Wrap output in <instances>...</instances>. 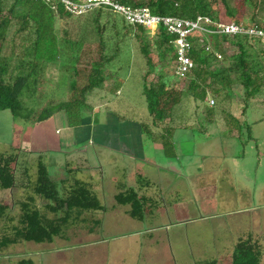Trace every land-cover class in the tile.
Returning a JSON list of instances; mask_svg holds the SVG:
<instances>
[{"label":"trees","instance_id":"obj_1","mask_svg":"<svg viewBox=\"0 0 264 264\" xmlns=\"http://www.w3.org/2000/svg\"><path fill=\"white\" fill-rule=\"evenodd\" d=\"M69 1L80 3L81 0ZM115 1L132 8L146 6L152 14L160 16L191 20L202 16L208 17L213 23L218 20L217 11L213 8V3L218 0ZM219 1L230 17L237 14V6L247 11L262 7V0H241L239 3L237 0ZM90 8L91 6L83 12L74 13L66 9L62 0H0V111L9 110L14 117H23L37 123L62 111L70 126L78 125L83 112L89 107L87 98L90 94L96 89L107 88L108 92L115 95L122 88L123 79L106 73V67L117 59L122 46L126 44L137 47L145 59L146 71L142 77L141 94L147 106V121H139L148 136L154 133L153 124L162 123L172 116L175 106L184 96L197 102H207L208 94H212L222 100L233 94V85L239 84L244 109L251 98H264V35L213 32L190 37L188 56L193 61V67L183 77L184 86L177 89L173 87L171 78H183L174 73L175 35L166 32L159 25L150 38L145 27L127 22L112 7L99 5L92 12L93 15ZM63 19H72L74 26L71 30L63 26L62 33H59L62 25L60 21ZM250 21L251 25L264 29L255 13L250 15ZM205 26L212 28L211 23ZM228 40L236 47L231 53L223 45ZM247 47L254 51L255 56L251 55ZM151 50L158 54L156 64L152 62ZM54 61L76 63L75 68L70 71L68 65L60 66L69 74V96L65 100L47 101L46 105L34 113L23 110L24 98L41 90L40 85L44 80L38 74L39 66ZM80 61H90L87 72L82 73L77 67ZM166 68H169L170 74L165 71ZM81 74L85 75L86 81L80 85L78 79ZM149 74H153L155 80L152 78L154 81L151 80L147 86L144 81ZM110 79L113 84L107 87L105 82ZM206 108L213 111L212 105L208 103ZM245 126L247 131L243 143L252 136L251 125L246 123ZM229 129L232 130L233 127L230 126ZM20 150L15 148L12 153H0V190L11 189L23 182L19 178L21 175H18V171L23 168L17 166ZM27 170L28 167L23 175ZM35 172V180L30 178L25 183L24 194L17 201V210L11 211L7 205L0 203V251L22 241L40 243L52 242L55 237L64 239L63 232H67L71 226L74 213L80 215L85 210L102 207L95 194L80 181L65 188V193L60 195L42 157L38 158ZM116 200L130 203L131 215L138 216L141 213V201L134 191L120 193ZM40 203H46L48 209L40 208ZM49 212L61 215L49 217ZM263 256L264 234L245 232L231 246L230 264H261ZM18 264H32V261L21 258ZM201 264H217V261L213 259Z\"/></svg>","mask_w":264,"mask_h":264},{"label":"rangeland","instance_id":"obj_2","mask_svg":"<svg viewBox=\"0 0 264 264\" xmlns=\"http://www.w3.org/2000/svg\"><path fill=\"white\" fill-rule=\"evenodd\" d=\"M240 1L241 0H237V3ZM96 7V5L92 6L90 12L92 13L95 11ZM213 8L217 11L218 20L216 23H211V31L216 30L218 27L221 28L222 26L233 25L235 22L250 26L252 24L250 21V15L252 13H255L260 24L264 25V0H262V7L253 8L248 11L243 7L237 6V14L235 17H230L226 13L219 0L213 3ZM91 15H93V13ZM60 22L62 25L59 27V33H62L63 26L70 28L69 30L74 26V21L72 19H63ZM145 28L147 36L150 38L156 33V29L153 26ZM204 33L208 35L210 32L199 29L192 33V37L195 35H203ZM71 35H73L72 31ZM199 41L202 40L200 39ZM223 45L228 49L229 53L236 50V47L231 44L229 40L224 42ZM247 49L251 55L255 56L252 49L249 47H247ZM150 56L153 63H158V54L155 50H151ZM89 62L90 61H80L78 63L77 67L82 73L89 70ZM167 62L171 64L169 61ZM62 64L68 65L67 68L69 71L73 70L76 66L75 61H54L39 66L38 74L41 75V78L44 80L42 85H40L41 90H37L34 95L24 98L22 102L24 107L23 110L34 113L42 106L46 105L47 101L65 100L69 96L70 92L68 91L67 83L69 74L60 67ZM145 71V59L142 58L137 47L133 44L130 46L128 44L123 45L121 54L117 59L107 64L106 67V73H111L112 76H119L123 79L122 92L112 97L110 92L107 91V88L96 89L88 96L87 101L90 105L97 106L103 103L105 99L107 100L112 97L109 102V108H111L119 118L124 120L135 119L138 121H147V106L144 96L141 94V87L143 85L142 77ZM165 71L169 74L171 73L169 68H166ZM38 74L37 77L39 78ZM154 77L153 74H149L144 81L145 84L148 86L152 78L155 80ZM78 80L80 85L83 84L86 81L85 75L81 74ZM171 82L173 83V87L180 89L184 86L185 79H177L173 76ZM105 84L109 87L113 84L112 79L105 82ZM232 90L233 94L229 98H224L222 100H219L220 98L218 99L212 94H208L207 102H197L189 96H184L182 101L175 106L176 110L183 109L179 112H175L176 115L173 117L176 123H187L190 125L187 131L178 129L174 136L178 141L176 153L180 157L185 155L188 150L192 149L194 153L205 156L220 153L221 151L217 147H214V141H216L214 138L222 134L220 139L222 143L220 142V144H223V149H227L225 152L245 153L249 157L251 164V158L255 157V153L260 152L261 145L258 143L257 147L255 144H252V141L243 143L246 139L245 125L246 122L264 116V98L263 96H256L248 100L246 112L241 115V111L244 107L242 88L239 84H235ZM41 92H44V94ZM209 99L214 100V104L212 105L214 114L211 115L213 121H210V116L206 119L201 115L202 113L199 114L191 111L193 107L201 109L206 107V103L209 104ZM201 109L197 111H201ZM93 113L94 115H92L91 119L94 126L89 132V138L103 140L111 135V132L108 131L109 125L115 123L117 118L113 116V114L108 117L106 110L101 106ZM54 116H52L53 119H49L45 124H42L19 116L14 117L9 110L0 111V153H12L15 148L22 149L20 147L22 146V141L32 144L36 143V141L39 142L41 136H39V131L35 128L44 127L46 124H48L47 129L49 131L45 133H49L53 137L65 138L69 130L66 127L65 121L61 119L63 113H57ZM113 125H111V127H113ZM56 126L60 128V134L58 135H54V132H51V129L53 128V131ZM230 126H232L234 130H229ZM197 127L202 129L205 128L210 133L204 134V132L198 130ZM235 129H237V134L240 135V138L233 137L235 136L233 133ZM78 131H80V129H78ZM252 131L253 134L259 138L258 142L263 140L264 122L254 124L252 126ZM83 132L84 130L82 133ZM82 133H79L80 136ZM209 134L211 135L208 136ZM146 136L145 134L144 137ZM181 143L182 147L180 148L179 145H181ZM47 146L49 147L50 145ZM22 152L23 151H21V154ZM146 153L150 154V151L147 150ZM42 160L46 164L48 173L52 177L51 179H53V182H55L59 194L63 195L65 193L63 189L65 184L60 187L61 181L59 180V175L61 172L59 171L61 167L60 162L64 160V155L59 154L53 156L52 152H49V154L43 153ZM262 163L264 165V157L261 159V164ZM30 164L33 165L31 162ZM242 165L243 167H241V169L245 172L248 164L245 163ZM262 174V168L259 167L257 178H260ZM6 194H8L6 190H0V203L9 199V196ZM236 204V209H230L235 211L225 214L220 219H198V217L197 219H193L195 218L193 216H199L197 215L198 212L196 213L195 209H191V206L182 204L180 207H183L175 211V217L172 219L174 225L168 226L167 232L163 229L157 230L150 240L145 236L143 239L142 235L123 239V234L128 232V230L134 227L145 229V227L141 226V224H138L140 226H136L133 223L114 222V219L106 218L103 220L104 224L102 227L93 235V238H98V242L94 245L95 251H98L95 255L93 252H90L91 250L88 249V247L84 248V245H78L80 243H74L76 241H72L74 237L70 232L73 227L70 225L75 223L73 220L69 225L71 228L69 227L67 229L69 231L63 232V234H65L64 239L59 241L55 240L52 245L43 246L41 249H34L36 248L35 245H37L34 242L22 241L19 244H14V246L9 245L5 250L0 251V264H11L12 261L18 257L17 254L20 257L31 259L35 264H102L98 259V253L106 250H109L110 253V247L112 246H117L120 255L124 258L127 257L126 261L134 264H168V262L171 264H201L213 259L217 261V264H230V256H226V248L228 247L226 244L227 241H231L233 244L236 238L245 232L249 233L255 230L264 232V207H257L258 209L256 210H250L242 207L239 200H237ZM219 205L222 206L220 203ZM174 220H177L176 223ZM85 225H89L95 229L99 228L92 222ZM139 237H142L140 244L138 241H135ZM162 239L165 241H162ZM127 247L129 248L128 252L125 251ZM155 248L157 250H155ZM118 251H116V253H118ZM167 260L168 262L166 263L165 261ZM261 264H264V256Z\"/></svg>","mask_w":264,"mask_h":264},{"label":"crops","instance_id":"obj_3","mask_svg":"<svg viewBox=\"0 0 264 264\" xmlns=\"http://www.w3.org/2000/svg\"><path fill=\"white\" fill-rule=\"evenodd\" d=\"M121 92L122 88H119L115 95L117 96ZM110 94L112 97L115 96L112 93ZM111 98L105 99L103 103L97 106L90 105L87 101L89 107L83 112L81 122L75 126L68 124L64 112H57L63 113L61 119L65 121L69 130L65 138H57L45 133L49 131L47 129L48 124L43 125L44 127H36L35 129L39 131V136H41L39 142L36 141L32 144L22 141V146H20L23 152L19 156V165L17 164V166L23 168L22 171H18V175H21L19 178L23 179V182L18 183L11 189H6L9 194L6 195L9 196V199L1 202V204L7 205L11 211L18 209L17 201L24 194L25 183L29 182L30 178L33 181L36 178L35 169L38 158L42 157L43 153L49 154V152H52L53 156L64 155V160L60 162V187L65 184L63 187L65 190V188L72 187L76 181L83 182L102 205L101 209L85 210L80 215L74 213L75 223L71 225L73 229L70 233L74 237L72 241L80 243L78 245H84V248L88 247L94 255L98 252L95 251L94 247L95 243L98 242V238H93V235L102 227L103 220L106 218L114 219V222L133 223L136 226L141 224L145 227V229L134 227L128 230L123 234V239L142 235L143 239L145 236L150 240L157 230L163 229L167 232V227L174 225L172 219L175 217V211L180 210L183 207H180L182 204L191 206V209L193 208L196 213L198 212L197 215L199 216H193L195 217L193 219H197V217L198 219H220L225 214L235 211L230 209H236L237 200L246 209L256 210L259 207H264V165L261 164V159L264 157V136H262L263 140L258 142L259 138L252 131L254 124L264 122V116L246 122L251 125L252 134L248 141H252V144L257 147L258 143L261 145L260 152L255 153V157L251 158V164L245 153L225 152L227 149H223V144H220V142L222 143L220 140L222 134L214 138L216 140L214 141V147H217L221 151L220 153L205 156L194 153L192 149L180 157L176 153L178 141L174 136L178 129L187 131L190 125L176 123L173 116L176 115L175 112L183 109L176 110L175 107L171 117L162 123L152 125L155 134L152 133V136L147 135L148 137H144L145 132L140 121L119 118L109 108ZM99 106L106 110L108 117L113 114L118 119L113 123L115 125L111 124L113 127L109 125L108 131L111 132V135L103 140L89 138V132L94 126L91 118L94 115L93 112ZM198 109L201 108L193 107L191 111L202 113L201 115L206 119L210 116V121L212 120L211 115L214 114V111L210 112L206 107L202 108L201 111H197ZM245 112L246 109L243 108L241 115ZM49 119H53L52 116L39 123L45 124ZM197 128L204 134L210 133L205 128ZM52 129L51 132H54V135L60 134L59 127L56 126L53 131ZM79 133H82V135L80 136ZM233 133L235 134L233 137L239 138L240 135L237 134V129ZM182 143L179 145L180 148ZM147 150L150 151V154L146 153ZM245 163L249 166L247 165L244 172L241 167ZM26 167H28V170L23 175ZM259 167L262 168L263 174L260 178H257ZM129 191H134L141 201V213L138 216L131 215L132 206L130 203H120L116 200L118 194ZM39 206L44 210L48 209L46 203H40ZM47 215L56 217L60 216L61 213L49 212ZM174 221L176 223L177 220ZM90 222L99 228L95 229L85 225ZM253 233L264 234V232L258 230L253 231ZM142 237L135 241L140 244ZM55 240L59 241L62 238L55 237L52 242L36 243L34 249L52 245ZM162 241L165 240L162 239ZM226 244L228 245L226 248V256L228 257L230 256L232 243L227 241ZM11 246H14V244ZM118 250L117 246H112L110 247V253L109 250L99 252L98 259L102 264H134L127 262V257L121 256ZM155 250L157 249L155 248ZM125 251L128 252L129 248H125ZM17 256L12 261L13 264H18V261L24 258L18 254ZM165 262L167 263L168 260ZM32 264L35 263L32 261ZM168 264L171 263L168 262Z\"/></svg>","mask_w":264,"mask_h":264},{"label":"built area","instance_id":"obj_4","mask_svg":"<svg viewBox=\"0 0 264 264\" xmlns=\"http://www.w3.org/2000/svg\"><path fill=\"white\" fill-rule=\"evenodd\" d=\"M66 9L74 13L83 12L87 7L94 5H107L112 7L113 10L121 13L125 20L129 23L140 24L143 27L153 26L155 29L159 25H162L166 32L175 35V53L176 64L174 67V73L179 77H185L189 70L193 67V61L188 56V50L190 47L189 38L193 36V32L202 29L204 31L213 33H226L229 35L235 33H248L252 35H264V29L257 28L254 25L245 26L242 23H236L233 25L218 27L216 30L206 28L205 25L212 23L208 17L198 16L195 20L177 18L173 16H160L152 14L149 8L142 7H130L122 5L115 0H81L80 3H73L69 0H62ZM208 49V46L206 47ZM219 56V55H218ZM214 100L209 99V105H213Z\"/></svg>","mask_w":264,"mask_h":264}]
</instances>
